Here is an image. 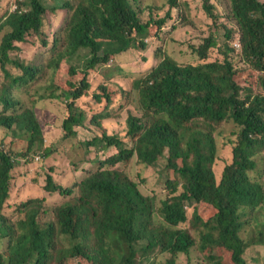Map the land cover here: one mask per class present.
<instances>
[{"label": "trees", "instance_id": "trees-1", "mask_svg": "<svg viewBox=\"0 0 264 264\" xmlns=\"http://www.w3.org/2000/svg\"><path fill=\"white\" fill-rule=\"evenodd\" d=\"M200 1L214 27L200 45H191L196 63H180L159 49L161 62L131 82L132 89L99 85L91 98L101 108L92 122L104 130L86 146L118 151L89 160L97 168L71 187L46 173L43 194L27 200L15 197L17 158L41 149L44 137L35 110L17 92L34 86L41 69L13 59L12 53L20 51L17 44L38 37L46 55L51 54L43 72L58 69L64 60L82 65L80 74L75 67L68 69L77 80L61 94L66 111L62 138L69 140L77 138L90 112L82 100L90 96L96 66L121 50H147L146 40L160 37L173 10L185 21L182 8L187 4L167 0L170 10L162 17L166 3L161 6L159 0H27L0 18V244L7 241L0 264H160L162 256L164 264H178L181 254L194 249L203 264H248L247 249L264 247V2L227 0L235 27L223 25L226 41L220 46L217 32L223 26L216 5ZM56 11H66L68 17L49 46L44 20ZM237 34L241 57L250 65L242 71L230 59L236 51L230 42ZM216 48L223 60L212 57ZM9 65L21 74L12 76ZM257 87L261 93H255ZM50 88L49 95L38 99L53 98L57 88ZM132 93L138 109L128 110L125 134H109L96 118L110 116L113 108L125 109L136 98ZM229 146L232 158L219 179L216 165ZM49 154L45 151L43 157ZM135 155L139 166L166 161L172 171L166 183L171 191L161 204L142 192V173L136 182L118 167ZM57 197L60 203L54 202ZM14 199L17 217L9 219L4 210ZM186 223L189 228L182 227Z\"/></svg>", "mask_w": 264, "mask_h": 264}, {"label": "rangeland", "instance_id": "rangeland-1", "mask_svg": "<svg viewBox=\"0 0 264 264\" xmlns=\"http://www.w3.org/2000/svg\"><path fill=\"white\" fill-rule=\"evenodd\" d=\"M27 0H1L0 1V18L5 16L6 12H13L22 8L19 3H24ZM76 3V0H70ZM167 0H159V4L162 6L160 15L165 17L170 8ZM264 2V0H261ZM182 4L186 3L187 6L182 8L185 14V21L181 19V15L178 11H172L173 19L163 29L160 37L147 39L149 48L147 50H140L135 48H128L121 50L110 57L107 64H99L96 66V71L90 75V89L88 90V98L82 100V106L90 112L87 113V120L84 125L78 127L77 138L64 140L63 130L61 126L62 118L66 113L64 99L61 97L62 91L68 89V82H75L77 77L71 76L68 73L70 67L77 68L78 72L81 71L82 65L75 60H64L60 64L58 69L48 70L43 72L49 60L51 54L44 52L41 41L38 37L32 35L24 43H19L17 46L20 48L19 52L12 53L13 59H19L25 64L35 65L37 64L41 71L37 77V82L34 86H28L27 91L22 93L17 92L18 97L23 101L28 108L34 109L37 117L40 120L44 144L41 149L36 148L33 153L29 154L27 158H17V169L14 172L16 178L15 185V197L18 200H27L35 196L43 194L44 178L46 173L52 175L55 182L64 186L71 187L75 183H78L80 179L88 176L97 167L96 164H90L89 160H97L100 158H107L111 154L116 153V148H110L107 150H100L95 146H86V141L91 139L93 135L101 132L102 128L97 126L92 121L95 120L94 114L99 112L101 105L95 103L91 98L92 95L98 92L99 85L103 84L108 86L113 91H116L115 86H121L125 89H132L131 82L142 78L147 75L154 67H156L162 60L158 59L156 53L159 49L166 52L167 55L174 58L180 63H196L198 58L192 54L190 49L191 45H200L202 43L201 38L208 37L213 32L214 21L207 15L203 9V3L200 0H180ZM216 5V13L219 16L220 24L227 25L229 28H234L235 25L229 18L230 9L227 0H212ZM17 6V9L15 8ZM68 17L66 11H56L55 13L48 12L44 23L45 33L47 39L52 45V36L57 34L59 30L64 26ZM190 22V25L185 27V22ZM224 26L218 29L217 34H220L219 45L223 46L226 38L224 37ZM1 38V36H0ZM239 43V35L237 34L234 42H230L232 49L236 51L230 55V59L234 62L235 67L239 70L248 69L250 65L245 62L241 57V49L237 47ZM225 50V48H224ZM105 51V50H104ZM101 51V54L104 52ZM212 57L215 59L220 57V60L224 59V55L220 48L213 50ZM81 65V66H80ZM8 69L12 76L21 74V71L14 65H9ZM80 74V72H79ZM82 75V74H81ZM78 76V75H77ZM2 73L0 72V79ZM81 79L83 75L80 76ZM243 85V84H242ZM245 87V85H243ZM50 87L57 88L56 95L46 98V100H39V95H49L52 91ZM244 88L243 95L246 94ZM129 91V90H128ZM2 88H0V94ZM32 92V94H31ZM132 92H134L132 90ZM255 93H261V89L255 88ZM134 94V93H132ZM131 94V95H132ZM45 95V96H46ZM136 97V95L134 94ZM49 98H52L49 100ZM48 100V101H47ZM90 106H87V105ZM137 97L133 100L132 104H129L125 109L113 108V113L108 117L96 118L102 126H104L109 134L115 132H123L125 134L128 110L136 111L138 108ZM2 106L0 105V111ZM12 110V109H11ZM140 113V111L138 112ZM227 132L232 130V125H226ZM18 130V129H17ZM18 132H23L19 131ZM4 138V131L0 133V142ZM13 135L9 140L12 141ZM18 139V136H17ZM220 137V143L222 142ZM126 142L129 146H133V139L131 136L126 137ZM45 151H49L48 157H43ZM232 158V147L229 146L224 154V159H219L216 165V171L219 179H221L225 167ZM137 155L126 163H118V167L126 173H129L131 178L138 182L139 174L142 173L146 179V184L140 185L142 192L150 197H156L159 204L162 200L166 199L168 193L171 191L167 189L166 183L169 177H173L171 170L166 169V161L158 166H139L137 164ZM264 167V162L260 161V168ZM256 175V173H253ZM264 181V177L261 178ZM182 192V190H181ZM17 199H14L13 206L10 205L4 210V214L9 218L16 219L17 217ZM61 198L57 197L54 202L60 203ZM192 214V209H189ZM263 218V217H262ZM188 223L182 225V227L189 228ZM6 240L1 241L0 250L2 251L6 247ZM199 253L194 249L188 255L181 254L178 258V264H203L198 257ZM245 259L248 264H264V247L251 246L247 249ZM160 264H164L165 257L160 258Z\"/></svg>", "mask_w": 264, "mask_h": 264}, {"label": "clouds", "instance_id": "clouds-1", "mask_svg": "<svg viewBox=\"0 0 264 264\" xmlns=\"http://www.w3.org/2000/svg\"><path fill=\"white\" fill-rule=\"evenodd\" d=\"M237 47H238L239 49L241 48V44H240V42L238 43Z\"/></svg>", "mask_w": 264, "mask_h": 264}]
</instances>
